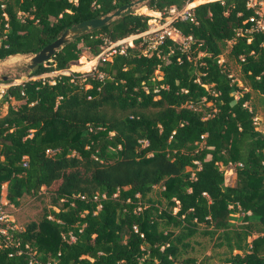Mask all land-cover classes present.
I'll use <instances>...</instances> for the list:
<instances>
[{"label":"trees","instance_id":"1","mask_svg":"<svg viewBox=\"0 0 264 264\" xmlns=\"http://www.w3.org/2000/svg\"><path fill=\"white\" fill-rule=\"evenodd\" d=\"M128 1L0 0V58L36 52ZM184 2L143 6L162 13ZM252 13L245 0L199 2L169 24L186 45L164 36L142 52L140 36L90 74L9 84L0 99V189L5 183L16 207L43 187L50 208L0 237V264H264V133L252 102L264 103V32L237 33ZM148 18L132 13L85 32L30 76L68 69L77 43L94 57L106 42L145 31ZM228 165L233 184L220 169ZM198 234L222 250L216 261L187 255Z\"/></svg>","mask_w":264,"mask_h":264},{"label":"rangeland","instance_id":"2","mask_svg":"<svg viewBox=\"0 0 264 264\" xmlns=\"http://www.w3.org/2000/svg\"><path fill=\"white\" fill-rule=\"evenodd\" d=\"M207 0H185L184 4L180 8H175L174 12H170L168 7L164 12L160 13L158 11L147 9L145 6L140 5L134 9L133 13H141L144 15L149 16L147 20V28L145 31L141 32L140 35L146 36V42L147 46L140 48L142 52H146L149 47L154 45L156 43V40L160 37V35H164L167 32L172 31V29L169 26V22L172 21L175 17L174 14L177 12H180L182 8L186 5L188 8L194 6L195 4L199 2H204ZM191 2H194V5H190ZM170 38L183 43L186 45L185 39H183L179 35H174L172 32L169 33ZM130 36V35H129ZM127 36V37H129ZM132 36V35H131ZM142 36V37H143ZM127 37L117 39L116 41L109 44L106 42V44L103 45L102 49L100 50V56L104 55L106 58H110L116 50L123 49L126 45L132 44V39H125ZM136 38V37H135ZM125 39V40H124ZM77 46L79 47V57L77 61L74 64H71L70 67L66 70H63V73H67L69 71H77V72H83V73H91L93 70L96 60L98 56L93 57L89 56L88 53L85 51V49L81 46V43H77ZM225 51L219 55L218 61L222 62L225 61ZM25 60V57L23 56H12L7 57L4 61L0 62V75H6L7 80L6 81H0V84L3 85H9V84H16L26 79H34L36 77H49L53 76V71L49 72H43L39 75H32L28 76L27 71L24 67L21 66V63ZM45 64V63H43ZM227 66L229 68L230 75L232 76L233 80L236 81L238 86H241L240 81V74L238 71L237 66L232 61H227ZM7 86H4L2 88V91H0V99L2 98L4 94V90ZM252 102L255 106V129L264 133V103L257 100V98L253 97ZM10 105L14 108H18V102L10 101ZM206 107H209V103L206 104ZM7 104L3 103L0 106V116H3L6 112ZM220 169L223 170V176L224 181L226 184H233L234 178H233V165H228L227 167L220 166ZM57 183L52 184L49 187V190L55 189ZM161 186H154L153 192L155 193L158 189H160ZM48 189L41 188L39 193L36 195H23L19 199V204L14 207L9 203H6L5 208L7 209L9 213V218L13 220V225L19 230L23 229L25 225L31 221H38L43 212H45L48 208H50L49 205V197L48 193L45 192ZM153 193V194H154ZM0 194H5V183L1 185ZM55 210L56 208L53 207ZM238 213L232 214V219L230 220L233 224H238L240 221L237 218ZM212 245V239H210L206 235L198 234L196 235L192 242L191 246L192 249L188 251L187 255L194 256L197 259H200L203 255H210L212 261H216L217 253H221V249H211Z\"/></svg>","mask_w":264,"mask_h":264},{"label":"water","instance_id":"3","mask_svg":"<svg viewBox=\"0 0 264 264\" xmlns=\"http://www.w3.org/2000/svg\"><path fill=\"white\" fill-rule=\"evenodd\" d=\"M147 0H130L126 3L118 5L112 11L101 15L85 19L79 22L72 24L71 26L63 29L61 33L56 36L52 41L42 46L36 52L32 53H20V54H11L0 58V62L4 61L7 57L12 56H23L25 60L21 63V66L24 67L27 71V75L30 74L38 68L39 65L47 62L52 55L56 52L58 48L62 45L73 41L79 35L100 28L107 23L113 21L116 18L125 17L134 12V9ZM6 75H0V81H6Z\"/></svg>","mask_w":264,"mask_h":264},{"label":"built area","instance_id":"4","mask_svg":"<svg viewBox=\"0 0 264 264\" xmlns=\"http://www.w3.org/2000/svg\"><path fill=\"white\" fill-rule=\"evenodd\" d=\"M245 6L247 8L252 9V11H253L252 15H250L245 21H243V22H246V21L249 22L250 26L248 28H244L243 30L238 29L237 33L238 34L242 33V32L248 33L250 31L264 32V0H245ZM190 8H188L185 5L180 12H177V14L176 13L174 14V17L180 18V19H186L187 17H190ZM169 11L174 12L175 11L174 6L170 7ZM170 22H169V24H170ZM171 29H172V31L170 30V32H172L174 35L180 36V34L175 29H173V28H171ZM170 32H167L164 35H160V37L156 40V42H159L164 36H167L168 38H170V35H169ZM140 33L133 34L132 36L130 35L129 37H127L125 39L130 40V38H131L133 40L135 37L136 38L140 37L141 36ZM108 43L111 44L112 42H108ZM129 45H131V43ZM116 51H118L119 53H123L124 48L121 50H116ZM100 52L96 55V56H98L97 60L98 59H105L106 56H104V55L100 56L99 55ZM96 56H94V57H96ZM56 72L57 73H63V71H56ZM57 73H54L53 75H55ZM49 82L52 83L53 81L51 80ZM4 86H8V85L0 84V91H2V88H4ZM102 197H103V195H102ZM6 203H8V202L5 199V194H0V237H3L4 240L8 241L10 238V231L17 229V228L15 227V225H13V220H11L9 218V213H8L7 209L5 208ZM28 264H31V260L28 262Z\"/></svg>","mask_w":264,"mask_h":264},{"label":"bare ground","instance_id":"5","mask_svg":"<svg viewBox=\"0 0 264 264\" xmlns=\"http://www.w3.org/2000/svg\"><path fill=\"white\" fill-rule=\"evenodd\" d=\"M190 5H194V2H193V3H191Z\"/></svg>","mask_w":264,"mask_h":264}]
</instances>
